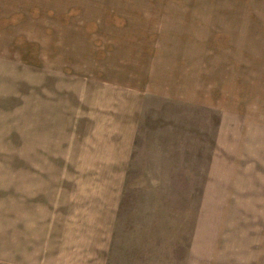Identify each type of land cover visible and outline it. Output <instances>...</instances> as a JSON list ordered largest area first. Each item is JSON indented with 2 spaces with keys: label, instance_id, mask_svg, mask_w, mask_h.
<instances>
[{
  "label": "rangeland",
  "instance_id": "obj_1",
  "mask_svg": "<svg viewBox=\"0 0 264 264\" xmlns=\"http://www.w3.org/2000/svg\"><path fill=\"white\" fill-rule=\"evenodd\" d=\"M0 264H264V0H0Z\"/></svg>",
  "mask_w": 264,
  "mask_h": 264
}]
</instances>
